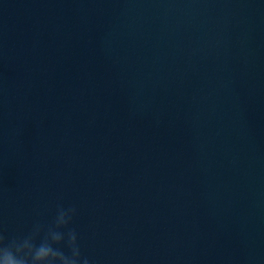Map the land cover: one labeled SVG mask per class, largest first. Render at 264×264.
Returning a JSON list of instances; mask_svg holds the SVG:
<instances>
[{
	"label": "water",
	"instance_id": "1",
	"mask_svg": "<svg viewBox=\"0 0 264 264\" xmlns=\"http://www.w3.org/2000/svg\"><path fill=\"white\" fill-rule=\"evenodd\" d=\"M0 237L264 264V0H0Z\"/></svg>",
	"mask_w": 264,
	"mask_h": 264
},
{
	"label": "clouds",
	"instance_id": "2",
	"mask_svg": "<svg viewBox=\"0 0 264 264\" xmlns=\"http://www.w3.org/2000/svg\"><path fill=\"white\" fill-rule=\"evenodd\" d=\"M73 210H68V211H65L63 209H60L59 212H58V215H57V218H56V221L58 224H62V223H65V217L68 215L69 212H71ZM40 227L39 225H37L35 227V230H39ZM50 233H51V236H52V239L54 240H62V234L58 231H52L50 230ZM2 237H0V241H2ZM31 245H30V238L27 236L25 238H22V239H13L11 241V244L8 245V246H4L5 248V251L10 255V256H13L15 257V254L16 253H21L24 249L26 248H29ZM45 250L44 249H41V253H44ZM56 255H58L60 257V260H59V264H68V259L67 257H65L63 254H61L60 252H56L55 253ZM78 255V258L76 260H73L72 261V264H78V261H79V257H80V254H79V251L77 253ZM10 264H28L27 260L24 259L22 256L21 257H18V258H14ZM83 264H88V261L87 260H84L83 261Z\"/></svg>",
	"mask_w": 264,
	"mask_h": 264
}]
</instances>
